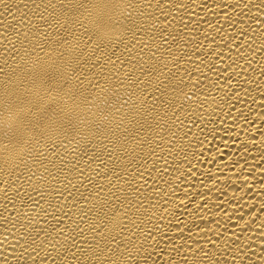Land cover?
<instances>
[{"label":"bare ground","instance_id":"6f19581e","mask_svg":"<svg viewBox=\"0 0 264 264\" xmlns=\"http://www.w3.org/2000/svg\"><path fill=\"white\" fill-rule=\"evenodd\" d=\"M0 264H264V0H0Z\"/></svg>","mask_w":264,"mask_h":264}]
</instances>
